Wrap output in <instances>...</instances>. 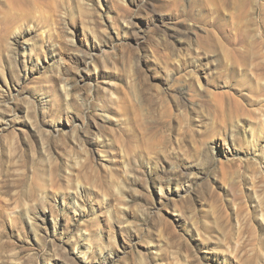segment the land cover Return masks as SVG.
<instances>
[{
  "label": "rangeland",
  "instance_id": "obj_1",
  "mask_svg": "<svg viewBox=\"0 0 264 264\" xmlns=\"http://www.w3.org/2000/svg\"><path fill=\"white\" fill-rule=\"evenodd\" d=\"M0 264H264V0H0Z\"/></svg>",
  "mask_w": 264,
  "mask_h": 264
}]
</instances>
